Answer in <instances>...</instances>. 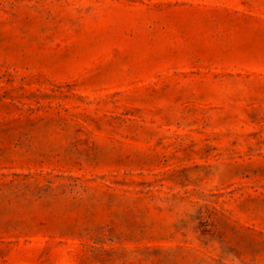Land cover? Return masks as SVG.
Wrapping results in <instances>:
<instances>
[{
  "label": "rangeland",
  "instance_id": "374dc122",
  "mask_svg": "<svg viewBox=\"0 0 264 264\" xmlns=\"http://www.w3.org/2000/svg\"><path fill=\"white\" fill-rule=\"evenodd\" d=\"M0 264H264V0H0Z\"/></svg>",
  "mask_w": 264,
  "mask_h": 264
}]
</instances>
